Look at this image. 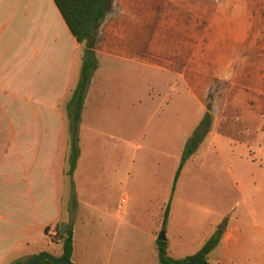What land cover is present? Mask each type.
Wrapping results in <instances>:
<instances>
[{"label": "rangeland", "instance_id": "obj_1", "mask_svg": "<svg viewBox=\"0 0 264 264\" xmlns=\"http://www.w3.org/2000/svg\"><path fill=\"white\" fill-rule=\"evenodd\" d=\"M43 21L40 9L32 33L41 47L23 60L44 72L23 73L21 91L0 95L5 202L56 203L58 185L63 221L75 225L78 264H160L162 231L168 254L181 259L228 218L264 248V0H111L94 29L97 68L73 186L69 97L55 115L49 106L72 44L51 34L55 16L53 27ZM71 75L75 85L79 68ZM208 111L212 127L173 186L186 142ZM245 141L252 143L245 148ZM52 241L58 257V236Z\"/></svg>", "mask_w": 264, "mask_h": 264}, {"label": "crops", "instance_id": "obj_2", "mask_svg": "<svg viewBox=\"0 0 264 264\" xmlns=\"http://www.w3.org/2000/svg\"><path fill=\"white\" fill-rule=\"evenodd\" d=\"M40 9H42L43 20H45L43 22L49 21L51 27H53V17L55 16L57 19L58 29L54 33L51 32V34L56 35L60 39L65 38L66 45L68 46L72 44L64 68V79L61 82L59 81L57 85L54 80L51 84L53 92L49 105L54 114L60 110L59 101L64 96H68L69 99L66 104L67 112V105L78 83L77 81L75 85L71 84V74L75 67L76 69H81L83 52L80 53L79 51L83 44H79L71 35L53 0H0V95L21 91L23 89L21 82L23 73L29 70L36 71V73L44 72L45 68L42 64L33 66L23 60L24 57L28 58L32 53H36L40 49L39 47H41L36 46L38 37L37 31L32 33V19L34 20V18H36ZM63 44V41H60L58 47L65 48ZM33 46V50H30ZM23 47L29 49L25 54L23 53ZM68 48L69 47L66 49ZM84 49L82 48L81 50L84 51ZM231 107L237 109L238 105H231ZM239 121H241L240 118ZM220 122L221 120L219 118L215 121V124L218 125ZM223 134L224 133H220L217 137H224ZM247 142L250 143L251 141H245V148L247 147ZM229 144L231 148H234V151L231 149V152L234 154L237 142L230 139ZM259 144L260 143H256L258 146ZM217 148L219 151L218 142ZM260 152L263 154V149H260ZM245 154L246 150L243 158L249 160L246 158ZM56 159L57 152L55 155V163L57 164ZM79 159L80 156L78 161ZM76 169L74 175L76 174ZM55 173L56 176H58L56 166ZM238 184L237 182V185ZM58 191V185H56V203H6L4 199L5 195L0 190V264H15L17 261H27L29 258L46 251L55 255L53 254L55 252L50 249V242H53V237L50 234L52 230L57 229L61 222H65L63 221L65 215L63 203H60ZM162 198L164 200V192ZM165 210L163 212V217H165ZM47 228L49 229L48 231H46ZM253 229H255V227H253ZM73 232L74 249L72 261L78 264L75 260L76 230L74 224ZM259 235H261L260 231ZM58 244L60 245L59 257L62 254V245L60 243ZM191 255L188 254L184 257ZM207 260L211 264H264V248L261 244V238L259 237L258 242L256 241V237L251 240V237H248V235L242 231L241 226L233 222V218H228L223 228L222 237L219 243L209 253Z\"/></svg>", "mask_w": 264, "mask_h": 264}, {"label": "trees", "instance_id": "obj_3", "mask_svg": "<svg viewBox=\"0 0 264 264\" xmlns=\"http://www.w3.org/2000/svg\"><path fill=\"white\" fill-rule=\"evenodd\" d=\"M111 0H53L59 11L65 25L71 35L79 44L85 46L80 69L78 83L73 90L70 101L67 105V119L69 131V167L66 174L71 178L73 184V175L77 167V161L80 156V137L79 124L85 104V98L88 88L91 84L94 71L97 68L96 52L93 47V37L95 27L105 18L110 6ZM212 126V115L208 111L201 123L196 127L192 136L186 142L182 152V159L175 172L173 183L175 186L182 172L184 163L198 149L200 143L204 140ZM73 186V185H72ZM71 206H76L74 191L72 192ZM169 206L165 210L164 224L168 218ZM49 229L47 228L46 231ZM223 234V228H218L216 232L208 238L203 246L193 255L177 259L168 254V241L156 240L158 259L160 264H184L191 260H200L203 264L208 262V255L213 248L219 243ZM57 236L62 245V259L72 261L74 249V232L73 225L67 223L64 234L57 232ZM30 259V258H29ZM26 261H17L15 264H25ZM74 263V262H73ZM35 264H60L51 258H43Z\"/></svg>", "mask_w": 264, "mask_h": 264}, {"label": "water", "instance_id": "obj_4", "mask_svg": "<svg viewBox=\"0 0 264 264\" xmlns=\"http://www.w3.org/2000/svg\"><path fill=\"white\" fill-rule=\"evenodd\" d=\"M66 228H67V223L61 222L56 230L59 231L60 234H64L66 231ZM157 239L161 240V241H166L167 237H166L165 232L164 231L160 232L157 236ZM43 258H51L52 260H54L60 264H75V263H73V261H69L66 259H62L60 257H56V256L50 254L49 252L39 253V254L31 257L30 259H28L25 262V264H35L37 261H39L40 259H43ZM184 264H203V263L200 260H191V261L185 262Z\"/></svg>", "mask_w": 264, "mask_h": 264}, {"label": "built area", "instance_id": "obj_5", "mask_svg": "<svg viewBox=\"0 0 264 264\" xmlns=\"http://www.w3.org/2000/svg\"><path fill=\"white\" fill-rule=\"evenodd\" d=\"M57 230H52V232H51V236L53 237V238H55V237H57Z\"/></svg>", "mask_w": 264, "mask_h": 264}]
</instances>
